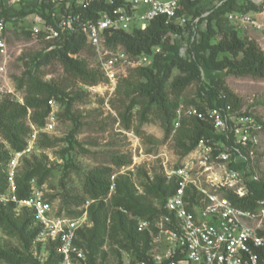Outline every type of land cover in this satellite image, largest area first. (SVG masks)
<instances>
[{
	"label": "trees",
	"instance_id": "16d2710c",
	"mask_svg": "<svg viewBox=\"0 0 264 264\" xmlns=\"http://www.w3.org/2000/svg\"><path fill=\"white\" fill-rule=\"evenodd\" d=\"M3 2L5 0H0V15L6 20L7 25L14 27L20 25L19 19H24L23 17L31 12L50 20L55 9L49 0L41 2L20 0L19 5L11 9L3 5ZM108 8L103 0H95L86 11V15L96 17L98 11ZM263 8L264 2L257 4L252 0H183L175 18L186 16L185 25L179 24L175 19L169 20L165 15H159L143 29L117 31L109 37L107 44L111 47L122 46L134 56L147 54L152 58L151 66L131 70L130 75L117 84L118 93L132 97L131 103L120 114L125 127L129 128L131 125L134 105L141 104L142 122L149 121V114H157L165 130V138L173 135L177 153L181 159L186 156L199 137L210 131L204 122L191 118L184 120L182 126L173 134L175 111L182 103L181 96L187 87L197 84L200 102L191 100L192 104L200 107H218L231 103L239 108L242 106V100L230 89L225 78L264 77V50L256 40L241 36L237 29H227L225 25L231 12H261ZM206 11L209 13L202 16ZM196 18H199L197 23L194 22ZM21 27L27 37L34 36L31 30L25 26ZM169 33H177L179 36L171 42ZM41 41L50 49H46L48 51L39 54L38 59L35 58L32 64H28L25 73L27 81L20 79L16 82L17 89L25 92L24 103L10 98L0 101V137L5 142L0 141V195L6 193L8 189V165L13 153L22 151L27 145V138L31 133L27 119L29 118L38 128H42L50 110L48 100L55 99L59 104L62 102L68 107L74 99L68 97L65 88L59 84L43 81L36 72L40 65L57 59L67 77L79 80L84 85L94 86L106 81L99 69L91 67L89 62L81 57L80 54L85 49L92 52L81 31L68 34L63 40L51 42L42 38ZM185 45L187 48L184 50ZM158 46L161 47L160 51L154 53ZM175 69L179 74L170 81ZM137 132L145 136L139 127ZM23 162H26L25 170L16 175V194L19 199L30 196L33 180L38 186H42L46 177L43 171L45 168L41 164L29 158H24ZM131 162V158L113 157V164L116 167L130 165ZM112 174L111 167L96 168L85 174L83 194L72 190L62 193V206L58 213L78 216L82 213L79 208L85 201L93 200L88 207L93 225L88 230L81 229L78 240V243L88 250L91 264H97L99 256L102 259L106 257L101 248L107 236L115 242H120L118 240L120 235L126 240L120 243L127 250H133L136 261L154 264L148 252L151 247L150 234L148 231L138 230V220L159 219L165 212L163 205L173 192L174 185L167 183L165 177L159 175L154 183L145 187V194L136 196L132 183L118 182V190L125 193L113 201L111 206L119 210L113 212L112 223L108 224L107 203L104 199L110 193ZM261 175L263 179L254 184L255 193L247 203L234 200L239 206H252L255 199L264 197V174ZM151 198L160 201V208L152 207ZM53 199L54 196H50L47 200L53 203ZM124 210L132 211L139 215V218L129 217ZM0 226L9 234L18 236L24 246V251L0 246V259L7 264L60 263L61 257L55 244H50L44 249L47 256L43 261L31 250L32 247H35L36 251L43 250L42 245L35 243L40 226L36 221L34 209L29 207L17 209L14 202L0 205Z\"/></svg>",
	"mask_w": 264,
	"mask_h": 264
},
{
	"label": "built area",
	"instance_id": "2783aa9c",
	"mask_svg": "<svg viewBox=\"0 0 264 264\" xmlns=\"http://www.w3.org/2000/svg\"><path fill=\"white\" fill-rule=\"evenodd\" d=\"M19 1L5 0L3 5L11 9ZM49 1L55 7L51 19L34 13L32 25L26 27L34 34L32 40L43 38L54 42L81 31L93 51L96 62L93 67L113 87L131 70L151 66L152 58L147 54L134 56L122 46L111 47L107 44L109 37L117 31L143 29L159 15L175 19L181 25L187 23L186 16L175 18L183 0H103L109 8L98 11L96 17L86 15L95 0ZM258 13L231 12L228 21H237L244 28L264 30V21L257 17ZM198 21L196 18L194 22ZM7 28L6 20L0 15V101L10 98L24 103V97L19 96L20 90L9 76L11 62L22 49L10 46ZM178 36L168 34L171 42ZM186 48L187 45L183 47ZM160 49L156 47L154 53ZM48 105L45 124L50 126L57 118L60 105L55 99L48 100ZM191 118L204 122L210 128L209 133L201 135L179 162L163 163V176L167 183L174 185V190L163 205L165 212L160 220H138V230L150 234L151 259L154 264H264V197L255 199L249 207L234 201L247 203L255 193L254 184L263 179L260 168L264 158V122L231 103L218 107L181 103L175 111L173 134L184 120ZM29 125L31 133L26 147L14 152L9 162L8 189L0 195V205L14 202L17 209H34L40 226L35 243L42 245L45 254L44 249L55 244L61 257L59 264H91L88 250L78 240L93 200L85 201L79 208L80 215L69 216L55 210L34 180L29 197L19 199L16 194L20 165L38 144L40 128L32 121ZM123 264L146 263L135 260Z\"/></svg>",
	"mask_w": 264,
	"mask_h": 264
},
{
	"label": "rangeland",
	"instance_id": "374dc122",
	"mask_svg": "<svg viewBox=\"0 0 264 264\" xmlns=\"http://www.w3.org/2000/svg\"><path fill=\"white\" fill-rule=\"evenodd\" d=\"M34 17V12L28 13L23 17L24 19H19L21 23L18 27L8 25L7 28L10 46L16 49L21 46L22 49L15 56L9 68V76L15 86L20 79L27 81L25 73L28 64H32L33 59H38L39 54L50 49L46 48L44 41H33L22 30L21 26L32 25ZM257 17L264 21V8ZM225 25L227 29H237L241 36L256 40L264 50V30L244 28L237 21H228L225 22ZM81 57L86 59L91 67L96 64L93 51L85 49L82 51ZM36 72L43 81L59 84L65 88V92L69 94L68 97L74 98L68 107L60 102L57 118L52 125L45 124L39 129L38 147L33 151V154L24 157L45 168L43 170L46 175L44 184L38 186L36 181L35 184L46 199L54 196L55 210L61 209V194L66 190L83 194L82 184L85 174L96 168L111 167L113 169L111 184L114 188H110V193L104 199L107 203L108 224H111L113 212L119 210L111 205L116 198L125 193L118 190V182L132 183L136 196L145 194V187L154 183L157 176L163 175L164 162L168 161L170 164H174L181 160V156L175 148L173 135L165 138V130L157 114H149V121L142 122L143 105H134L131 125L129 128L125 127L120 114L131 103L132 97L118 93L117 86L113 87L107 81L94 86L84 85L79 80L67 77L63 66L57 59L40 65ZM178 74L179 71L175 69L170 81ZM225 79L230 89L241 98L242 110L256 115L264 122V77L228 76ZM18 94L20 97H24L25 92L20 90ZM191 100L196 103L200 102L197 96V84L187 87L181 96V102L185 105L192 104ZM30 122L31 120L28 118L27 123ZM138 127L145 136L137 132ZM0 141L4 142L1 137ZM115 156L131 158L132 162L130 165L116 167L113 164ZM23 163L20 165L18 174L25 170L26 162ZM260 170L264 174V158ZM150 202L152 207L160 208L161 203L158 199L151 198ZM124 211L131 218H139V215L130 210ZM92 225L90 214H88L83 229L88 230ZM118 240L126 242L121 235ZM120 242H115L107 236L106 242L101 248L106 257L102 259L99 256L97 261L102 264H123L125 261L130 263L135 261L133 250H127ZM0 246L19 248L24 251V246L18 236L9 234L1 226ZM31 250L40 260L46 259L47 255L44 251H36L35 247H32ZM148 252L149 254L152 252V247ZM0 264L7 263L0 259Z\"/></svg>",
	"mask_w": 264,
	"mask_h": 264
},
{
	"label": "crops",
	"instance_id": "0c3cea01",
	"mask_svg": "<svg viewBox=\"0 0 264 264\" xmlns=\"http://www.w3.org/2000/svg\"><path fill=\"white\" fill-rule=\"evenodd\" d=\"M259 14H261V12H260V13H258V15H259ZM252 29H253V28H252ZM250 38H251V37H250Z\"/></svg>",
	"mask_w": 264,
	"mask_h": 264
}]
</instances>
